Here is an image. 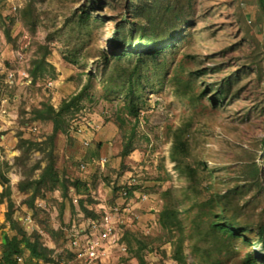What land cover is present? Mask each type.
Instances as JSON below:
<instances>
[{"label": "rangeland", "instance_id": "obj_1", "mask_svg": "<svg viewBox=\"0 0 264 264\" xmlns=\"http://www.w3.org/2000/svg\"><path fill=\"white\" fill-rule=\"evenodd\" d=\"M168 1L173 2L0 0V163L12 166L7 177L18 228L32 239L39 235L55 260L38 261L24 249L18 264H81L66 242L72 225L88 229L92 215L81 203L91 213L112 216V233L98 235L101 261L94 264H141L135 255L143 245L144 264H179L173 258L179 237L186 264H242L247 254L254 264L264 262L258 231L264 221V18L257 0H180L175 47L155 59L144 57L138 117L126 110L125 86L107 92L101 81L103 53L117 51L111 44L116 29L124 25L127 37H135L137 20L149 25L144 15L136 17L138 7L156 21L166 17ZM24 19L34 21V29ZM46 50L49 65L33 77V60ZM176 76L191 82L190 95L207 86L211 92L195 102L180 98L172 85ZM86 84L69 116L68 134L54 140L60 177L85 185L70 186L67 196L57 187L31 205L30 194L17 188L24 178L14 165L18 136L46 141L53 124L37 120L34 110L44 104L58 109ZM214 94H220L215 105ZM187 123L185 163L197 170L194 189L171 157L173 135ZM126 143L131 152L122 156ZM41 157L32 152L31 162ZM254 164L261 169L259 180L251 177ZM39 174L36 170L33 178ZM128 186L125 200L122 188ZM220 195L230 199L224 217L251 225L238 238L211 227ZM170 201L180 211L181 225L168 230L157 220ZM6 211V201H0V252L3 234L21 238ZM51 229L61 231L57 241ZM97 233L100 228L91 236L95 240Z\"/></svg>", "mask_w": 264, "mask_h": 264}, {"label": "trees", "instance_id": "obj_2", "mask_svg": "<svg viewBox=\"0 0 264 264\" xmlns=\"http://www.w3.org/2000/svg\"><path fill=\"white\" fill-rule=\"evenodd\" d=\"M180 0H173V2L168 1L165 4L166 17L160 18L159 20L152 21L151 14L146 12L144 14V9L140 6L138 10L135 11L136 17L144 15L149 25L143 24L142 19L137 20L135 27L137 29V35L131 38L127 37L125 32V27L120 26L116 29V34L112 39V48L117 51L111 56L107 53H103L104 59V69L102 73L101 81L104 83L105 90L109 92L112 88L121 87L124 92L123 95L127 100L126 110L127 112L138 117V98L139 86L141 84V77L143 66L145 64L144 57L148 55L149 58L155 59L162 55L164 50L168 48H174L177 42V31L180 28V23L182 21V14L176 12V8ZM258 6L263 13L264 18V0H257ZM93 10L96 9L93 3L89 6ZM86 16L81 15V20ZM168 14H170L168 16ZM28 25H33L34 29L35 22L31 19H24ZM7 39H10L9 33H6ZM134 38V39H132ZM262 48L264 50V38L262 42ZM138 49L140 52H137ZM49 51L46 50L39 59L33 60L34 67L29 71L30 75L36 77L38 72H43L45 70V65H49L46 61L47 54ZM135 61V62H134ZM134 62V63H133ZM201 72V71H199ZM229 82V81H227ZM172 85L175 87V94L180 98H189L192 102L198 101L203 98L208 92H211V88L207 86L205 90H202L198 95H190L191 82L183 81L178 79L177 76L172 79ZM86 84L77 94L71 96L69 99H65L61 102L58 109H55L50 104H44L42 108L35 109L34 115L37 120L50 121L53 124L52 133L47 135V140L44 142H36L23 138L22 135L18 136L17 149L20 151L19 156L14 159V165L22 169V174L24 178L19 181L18 189L21 192H26L29 195L28 202L34 205L36 199L44 198L45 194L49 191H53L60 187L63 195L67 196V192L70 186L79 189V187L85 185L83 181L79 179L70 182L68 179L61 178L57 168H56V155L54 151V140L59 133L68 134L69 127V116L73 114V109L78 106L84 93H86L88 87ZM222 93V92H221ZM219 95H213L214 105L218 101ZM188 123L186 126H180L175 131L174 145L171 150V157L176 163V169L180 175L186 177L190 183V188L192 187V181L197 178V170L190 167V165L185 163V156L187 153V130ZM48 141V143H47ZM46 143V144H45ZM32 152H39L42 154L41 159L31 162ZM131 152L130 144L126 143L123 149L122 156H128ZM44 161L45 165L42 167L41 162ZM2 166V167H1ZM12 166L8 164L7 161L0 163V183L3 186V190L0 193V201H6L7 211L5 213V219L9 222L10 228L16 230V233L21 236L14 235L9 237L7 234H3L1 238V252H0V264H18L17 257L22 255L25 250H28L31 258H35L38 261L44 263H54L55 260L50 255L52 250L46 247L41 241L40 236L35 235L34 238L26 236V233L18 228L16 221L13 218L14 214V203L11 200L12 189L7 177V172ZM40 170V174L37 178H33L34 172ZM261 175V169L254 164L252 167L251 177L259 180ZM166 194L169 195V192ZM129 195H131L129 191ZM228 196L220 195L219 203L216 205L214 201V206H217L220 210L215 213V220L211 223V227L217 230L219 233L228 235L231 238H238L241 233H245L249 230L251 225H242L236 222L234 219H229L222 215L221 211L230 210V199ZM227 200V201H226ZM212 203V204H213ZM81 208L88 215L91 214L95 217V213L87 210L83 207L81 203ZM180 211L177 209L176 205L171 201L163 206L158 214V223L163 229L171 230V228H179L181 225V220L179 218ZM259 235L263 241V252H264V221L258 227ZM51 237L54 241H57L56 237L61 235V231L51 229L49 231ZM130 246V244H129ZM146 248V245L141 246L139 252L135 255L141 264H144L143 256L140 252ZM131 248L129 251L131 252ZM173 258L179 264H186L185 256L183 254L182 248V238L179 237L176 242ZM264 260V253H263ZM242 264H254V259L250 254L243 259ZM261 264H264L261 263Z\"/></svg>", "mask_w": 264, "mask_h": 264}, {"label": "built area", "instance_id": "obj_3", "mask_svg": "<svg viewBox=\"0 0 264 264\" xmlns=\"http://www.w3.org/2000/svg\"><path fill=\"white\" fill-rule=\"evenodd\" d=\"M130 186H128L126 189L122 188L123 193H121V195L125 197V200H127L129 197V191L131 189ZM128 204L130 203L128 202L127 205ZM105 214L101 213L99 215L98 213H95V217L91 216L88 229H77L75 224L72 225V230L70 229L69 231L71 234H69V238L66 237V242L68 239V246L70 248V252L72 253H70L71 256H75L81 262V264H94L96 261L98 262V260L101 261V246L99 244V240L101 239H98V235L105 237L107 230L109 234L112 233L113 230V225L111 223V213ZM28 218L30 219V217H27V219ZM99 228L101 229L102 233H97V240H95L91 236H93L94 233L99 230ZM17 260L20 261L21 257L18 256Z\"/></svg>", "mask_w": 264, "mask_h": 264}]
</instances>
